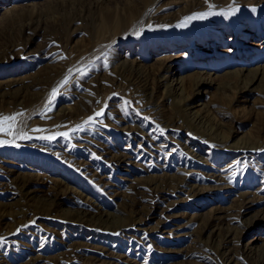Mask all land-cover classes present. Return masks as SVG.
I'll use <instances>...</instances> for the list:
<instances>
[{
  "label": "rangeland",
  "instance_id": "rangeland-1",
  "mask_svg": "<svg viewBox=\"0 0 264 264\" xmlns=\"http://www.w3.org/2000/svg\"><path fill=\"white\" fill-rule=\"evenodd\" d=\"M10 116L0 264H219L217 217L235 261L264 264V0H0ZM149 182L165 202L135 216Z\"/></svg>",
  "mask_w": 264,
  "mask_h": 264
},
{
  "label": "bare ground",
  "instance_id": "bare-ground-1",
  "mask_svg": "<svg viewBox=\"0 0 264 264\" xmlns=\"http://www.w3.org/2000/svg\"><path fill=\"white\" fill-rule=\"evenodd\" d=\"M126 70H130L129 71V74H133V71L134 70H136V67H134V68H129V67H124L123 69H121V72H125ZM140 73V72H139ZM139 75V74H138ZM132 76H134V75H132ZM139 77V76H138ZM233 78L235 79L236 77L235 76H233ZM238 78V77H237ZM235 81V80H234ZM238 82V81H237ZM138 95V94H137ZM140 96V95H139ZM153 96H154V94H149V93H147V92H144V94L142 95V96H140L139 98L141 99L142 98V100L143 99H146V97L147 98H150V101H149V105L150 104H152V99H153ZM138 97V96H137ZM144 97V98H143ZM146 101V100H145ZM148 104H147V106H149ZM155 105V104H154ZM157 105V104H156ZM155 108V107H154ZM156 110L157 109H159V108H155ZM160 114V113H159ZM202 118V117H201ZM165 119V118H164ZM161 123L163 124V125H166L167 127H171V125H172V121L171 120H164L163 122L161 121ZM62 150V149H61ZM102 151V150H101ZM101 156V155H100ZM107 157V156H106ZM121 158H124L125 159V157L124 156H122V155H120V156H117V157H111L110 158V160L113 162V161H115V160H118V159H121ZM121 161H123V159L121 160ZM121 163V162H120ZM176 181H175V183L172 185H170V183H167V189H172V190H180L179 189V187L181 186V185H183L184 183H186L185 182V179H183V178H176L175 179ZM219 180V179H218ZM222 181V180H221ZM171 182V181H170ZM28 183H31L30 181H27V182H23L22 184H20L19 182L18 183H16L15 185H16V190H17V192H19V193H21V191L22 190H25L26 188H27V185H28ZM18 186V187H17ZM103 186H105V185H103ZM145 187H147V191L145 192V190H143V191H140V190H135L134 192H135V194H136V196H140L143 200H151V203H152V207H151V209H149V210H147V207H144L142 210H138V209H136V206H137V204H139V203H134V202H136V201H134L133 202V199L132 198H129L128 199V202H127V207L128 206H131L132 208H133V210L134 211H131L132 213H134L135 214V216H141V217H143V216H145V217H149L150 215H152V213H153V208L154 207H156V206H158L157 205V201L155 202V204H153V202L155 201V199H158V203H160V202H165V200L163 199V198H165V196H163L165 193H164V190H162V191H160L159 189H158V186L156 187L155 186V184H153V182H149V183H146L145 184ZM161 188V187H160ZM30 193H33V192H31L30 191ZM29 193V191H28V194H30ZM58 195V194H57ZM26 196H27V194H26ZM28 197H29V200L30 199H32L33 197H31V195H28ZM28 200V199H27ZM50 200V199H49ZM49 200H45V203H47V204H42L43 205V208H46L45 209V211H43V212H46V213H48L51 209L53 210L54 208H56V207H58V205L60 204V203H58L57 202V200L56 199H52L53 201H49ZM245 201V203L247 204V203H250V200H244ZM130 203H133V204H131L130 205ZM48 204H49V206H48ZM46 205L48 206V209H47V207H46ZM49 210V211H48ZM130 210H132V209H130ZM12 214L13 213H9V214H2V217H4L5 215H10V216H12ZM79 214L80 215H82L81 214V212H79ZM85 215H87L88 213H84ZM14 216V215H13ZM20 216V215H19ZM16 218V217H15ZM22 218V217H21ZM1 219V218H0ZM212 221H215L216 222V225H214V227L216 228V231H215V233H218L217 235H219V236H224L223 238H224V242L223 243H225L224 245L223 244H221V243H219V245H218V247H217V252H216V256L217 257H219V264H238L236 261H235V259H234V255L232 254V248L230 249V247H229V245H230V243L232 242V241H230L229 239H231V237H232V233H231V231L229 230L228 231V234L227 235H224V233H222V229H223V226L224 225H226L225 224V222H227V219L225 218V217H217V218H214ZM21 222V221H20ZM6 224H1V226H5ZM209 227V226H208ZM5 229H8V228H5ZM225 239H226V241H225ZM229 240V241H228ZM219 251V252H218ZM71 256V254H69V255H66V257L67 258H69ZM87 260V259H86ZM86 260L84 261L85 263H86ZM263 261H264V259H263ZM39 262V259H35V260H33V262H31V264H36V263H38ZM228 262V263H227ZM86 264H91V262H87ZM256 264V263H255Z\"/></svg>",
  "mask_w": 264,
  "mask_h": 264
},
{
  "label": "snow or ice",
  "instance_id": "snow-or-ice-1",
  "mask_svg": "<svg viewBox=\"0 0 264 264\" xmlns=\"http://www.w3.org/2000/svg\"><path fill=\"white\" fill-rule=\"evenodd\" d=\"M211 7V6H210ZM253 11H255V9H253ZM212 13H198V14H194L190 17H187L186 20H193V19H204L206 18L208 15H210ZM185 24L182 23L179 25V27H184ZM68 82L67 78H65V80L58 86V87H54L52 89V92H51V96L49 98V101L48 103L45 105V107L50 111L51 110V105L53 103V101L55 100V98L59 95V88L60 87H63L64 84H66ZM103 110H101L100 112H97L95 113V116L96 117H99L101 115H103ZM16 120V117L15 116H10V117H0V131H7L9 132V134H11V129L13 128L14 126V122ZM94 121V117H90L89 118V121H87L86 123H90V122H93ZM6 122H12V123H9L8 124V128H4L2 125ZM60 135L62 136H65L67 137L68 136V133H60ZM22 139L24 138H30V137H27L26 135L25 136H21ZM55 137L54 136H44V137H41V139H48V140H51V139H54ZM0 143H3V141H0Z\"/></svg>",
  "mask_w": 264,
  "mask_h": 264
}]
</instances>
